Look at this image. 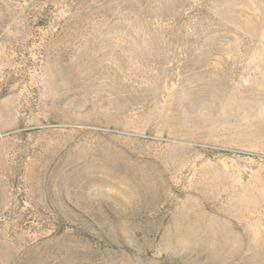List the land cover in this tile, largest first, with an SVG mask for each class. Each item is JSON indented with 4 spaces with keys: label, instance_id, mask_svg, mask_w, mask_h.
I'll return each instance as SVG.
<instances>
[{
    "label": "rangeland",
    "instance_id": "1",
    "mask_svg": "<svg viewBox=\"0 0 264 264\" xmlns=\"http://www.w3.org/2000/svg\"><path fill=\"white\" fill-rule=\"evenodd\" d=\"M0 264H264V0H0Z\"/></svg>",
    "mask_w": 264,
    "mask_h": 264
}]
</instances>
